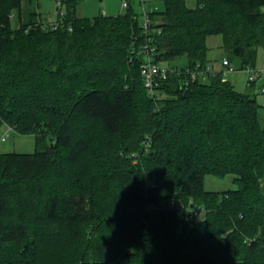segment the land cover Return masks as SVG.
Segmentation results:
<instances>
[{
	"label": "trees",
	"instance_id": "trees-1",
	"mask_svg": "<svg viewBox=\"0 0 264 264\" xmlns=\"http://www.w3.org/2000/svg\"><path fill=\"white\" fill-rule=\"evenodd\" d=\"M81 1L61 0L52 28L41 0H0V123L37 142L0 153V264H264V101L187 73L215 34L254 65L264 0H164L148 27L133 8L79 16ZM151 49L188 58L153 90ZM208 174L235 187L208 190Z\"/></svg>",
	"mask_w": 264,
	"mask_h": 264
},
{
	"label": "rangeland",
	"instance_id": "rangeland-1",
	"mask_svg": "<svg viewBox=\"0 0 264 264\" xmlns=\"http://www.w3.org/2000/svg\"><path fill=\"white\" fill-rule=\"evenodd\" d=\"M61 0H41L40 18L45 21H55L59 17V12L63 13V9H58ZM125 0H82L76 8L79 16L93 17L101 13L107 15H117L126 12L133 8L135 13L140 16V19L145 23V14L151 11L160 12L165 8L164 0H127L128 6L124 7ZM190 7L197 6V0H187ZM208 45V63L213 67V71L223 72V78L233 82L235 87L243 92L257 91L260 102L264 101V94L259 91L264 86V71L260 72L259 78L256 79V86H251L248 81L250 70L258 72L264 69V47L258 49L257 60L254 65L240 69V61L234 58L230 61V67L224 65V58H229L224 46L223 37L221 34L210 35L207 38ZM186 67L188 66V58L181 56L171 61L170 63L163 62L162 66L173 68V66ZM6 135V139H1V136ZM37 149L36 136L31 132H19L8 123H0V153L2 152H22L35 153ZM234 174H228L225 177H217L208 174L205 177V187L208 190H226L234 188Z\"/></svg>",
	"mask_w": 264,
	"mask_h": 264
},
{
	"label": "built area",
	"instance_id": "built-area-1",
	"mask_svg": "<svg viewBox=\"0 0 264 264\" xmlns=\"http://www.w3.org/2000/svg\"><path fill=\"white\" fill-rule=\"evenodd\" d=\"M124 7L128 6V1L125 0L123 3ZM41 23H43L45 26H51L52 28L58 27L60 24H64L62 19L61 20H55V21H45L42 20L41 18L39 19ZM149 24V18H148V13L145 14V27H148ZM224 65L229 66V69L232 70L230 67V61L228 58H224L223 61ZM264 69L258 71V72H253L250 70V74L248 76V81H255L256 79L259 78L260 72H263ZM141 73L144 77L145 85L149 87L150 90H153L154 85L157 82L158 78L161 77H167L169 70L167 67L162 66L161 63H157L154 61V51L153 49L148 50V55H147V61L142 65L141 67ZM187 73L190 75L192 79H197V77H200L204 80L208 79L209 74L215 73L213 71V67L208 63L206 66L201 67L200 64L196 65L194 69H187ZM262 90L264 91V86L262 87ZM1 139H6V135L1 136ZM170 205L173 208H177L181 214L184 217H188L190 219H196L198 217H201L205 209L202 206H189L183 201H177L175 198H172L170 200Z\"/></svg>",
	"mask_w": 264,
	"mask_h": 264
},
{
	"label": "crops",
	"instance_id": "crops-1",
	"mask_svg": "<svg viewBox=\"0 0 264 264\" xmlns=\"http://www.w3.org/2000/svg\"><path fill=\"white\" fill-rule=\"evenodd\" d=\"M103 1V0H102Z\"/></svg>",
	"mask_w": 264,
	"mask_h": 264
}]
</instances>
